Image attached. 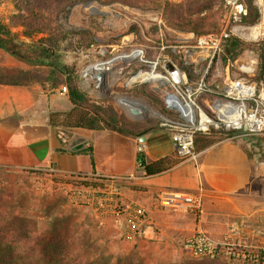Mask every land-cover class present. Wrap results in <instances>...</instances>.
<instances>
[{"label": "crops", "instance_id": "crops-1", "mask_svg": "<svg viewBox=\"0 0 264 264\" xmlns=\"http://www.w3.org/2000/svg\"><path fill=\"white\" fill-rule=\"evenodd\" d=\"M20 63L0 47V68H17ZM45 85L0 84V168L84 180L125 177L116 182L118 203L121 208L131 204L145 208L142 237L124 240L113 215L96 219L87 213L88 220L102 226L97 231L105 241L140 256L152 253L155 262L174 261L183 241L199 231L216 239L244 236V251L264 257V162L254 144L243 138L222 139L199 151L196 160H181L166 171L146 175L136 165L137 145L145 146L147 162L173 156L169 131L158 128L139 138L108 130L60 132L49 124L50 114L72 106L66 94ZM57 95L65 99L57 100ZM199 187L203 202L197 214L158 203L162 193L194 192Z\"/></svg>", "mask_w": 264, "mask_h": 264}, {"label": "built area", "instance_id": "built-area-1", "mask_svg": "<svg viewBox=\"0 0 264 264\" xmlns=\"http://www.w3.org/2000/svg\"><path fill=\"white\" fill-rule=\"evenodd\" d=\"M224 8L226 22L232 25L219 34L169 41L162 33L159 37H145L143 43L129 46L121 42L120 45L96 47L97 58L85 63L79 71L82 89L92 91L99 98L115 94L117 106L132 121L156 120L160 129L170 132L179 160H196L198 152L194 138L197 133H206L211 128L236 131L234 138L244 139L257 133L264 135V94L258 95L255 85L243 77L233 80L232 60L229 57L223 60L230 38L247 37L239 31L244 29L239 22L247 13L246 5L243 0H224ZM96 43L94 38L89 49H93ZM167 64L172 65V71ZM240 70L244 72V69ZM212 71L222 78L219 83L228 87L227 91L218 89L219 83L213 87L210 85L208 77ZM117 84L121 86L119 93L113 89ZM45 88H49L47 83ZM58 89L60 93H67L66 85ZM149 95L158 104L151 103L147 98ZM209 95L213 97L210 100L207 99ZM244 100L252 104L248 106ZM144 150L145 146L139 143L136 148L138 169L147 162ZM123 178L117 175L96 177L94 180L101 187H77L72 197L85 201L98 218L117 217L121 237L130 241L142 237L146 210L140 204L119 206L116 182ZM202 202V187L194 192L158 196L162 207L177 212L197 214ZM182 247L195 258L223 256L235 262L264 264V257L258 254L237 252L242 245L233 235L216 239L199 231L187 237Z\"/></svg>", "mask_w": 264, "mask_h": 264}, {"label": "rangeland", "instance_id": "rangeland-1", "mask_svg": "<svg viewBox=\"0 0 264 264\" xmlns=\"http://www.w3.org/2000/svg\"><path fill=\"white\" fill-rule=\"evenodd\" d=\"M164 1L180 8L184 18L194 17L197 14L205 16L210 12L215 13L219 26L215 31L205 35L219 34L224 28H229L232 25V23L228 24L226 22L224 0ZM243 2L245 4V0ZM28 3H32V0H0V23L6 26V30L14 37L13 40L16 44H19L20 41L34 43L39 37L25 38L22 36L23 29L20 26H12V22L18 21L16 17L19 15L26 17L27 12L25 9L29 8L27 7ZM254 3L261 14L260 21L255 25L246 26L240 20L239 23L244 29L239 31L246 34L247 37L244 39L238 38L242 45L236 48L231 56L233 62L231 78L234 80L243 77L249 83H253L256 93L261 95L264 94V85L256 80V74L259 66L258 56L261 50L264 49V45H257L264 42V0H254ZM197 4L202 7L200 11H198L199 7L197 6L199 5ZM163 10L164 7L159 8L151 4L128 6L118 2L103 4L91 0L78 1L66 6L65 10L58 16V22L62 27L76 32L87 29L86 31L91 32L90 38L92 41L94 38L97 41L91 50L87 48L84 51L74 52L72 47L76 44V39L79 40L80 38H78L79 35L73 34L70 38L71 45H66V48L62 51L64 59H74L75 57L78 59L77 83L80 90L95 104H111L117 113L132 123H142L150 119L132 121L117 106L114 98L115 94H107L99 98L92 91L82 89L79 71L85 63L97 58L95 49L98 46H115L120 45L121 42H124V46H129L143 43L145 37H159L162 33L169 41H186L205 36H197L194 33L173 28L168 24L167 18L163 15ZM131 27L134 30L127 34L128 29ZM75 54H78V56ZM19 61L22 63L18 66L19 68L11 69H30L26 62ZM23 64L24 68H22ZM240 69H244V72ZM214 74L212 71L208 77L212 87L222 80L221 77ZM120 87L117 84L113 89L119 93L121 91ZM262 97L264 103V95ZM211 98L213 97L207 96L208 100ZM56 99L64 100L65 97L57 95ZM244 104L250 106L252 103L244 100ZM244 140L255 145L257 153L264 162V135L250 134ZM83 180L79 177L58 178L46 171L21 172L11 168H0V214L3 218H6V223H9L7 219L9 217V219L11 218L16 224L24 226L27 231L34 235L58 233L59 237L67 239L73 245L74 252L71 253V257L73 256L75 261L84 264H248L244 261H231L223 256L195 258L187 254L183 247H181L175 260L171 262H155L152 253H143L140 256L130 248L120 250L118 243L114 242L113 244L109 239L105 241V238L103 239L98 233L97 227L102 226L96 220H88L87 213L96 218L91 207L85 201L72 197L73 191L77 189L74 186L75 183L77 184ZM238 240L242 247L237 248V252L244 251V236H236V241Z\"/></svg>", "mask_w": 264, "mask_h": 264}, {"label": "trees", "instance_id": "trees-1", "mask_svg": "<svg viewBox=\"0 0 264 264\" xmlns=\"http://www.w3.org/2000/svg\"><path fill=\"white\" fill-rule=\"evenodd\" d=\"M78 1L91 0H32L26 8L27 15L16 17L17 22L12 26H20L23 29L22 36L28 39H37L34 43L20 41L14 43L13 36L6 30V26L0 23V47L6 49L15 58L26 62L30 69H0V84L29 85L37 83L41 87L47 83L50 90H55L63 85L67 87L68 99L71 109L67 112H53L50 114L49 124L58 131L71 129H83L89 131L108 130L120 135L139 138L146 133L158 129L156 120H146L142 123H132L124 116L116 112L111 104H95L78 87V59H64L62 51L66 45L70 46V38L76 34V44L73 51L79 52L89 48L92 43L90 31L87 29L79 32L71 31L62 27L58 22L59 14L66 6ZM103 4L114 2L128 6L140 4H151L156 7H164L163 15L168 24L181 31L194 33L197 36L205 35L215 31L219 24L215 13L205 16L183 17L182 10L164 0H93ZM247 13L241 18L246 26H252L260 21L261 14L254 0H245ZM199 5V4H197ZM199 7L198 11L202 9ZM18 10H20L18 8ZM193 16V15H190ZM134 30L129 28L127 34ZM81 41V42H80ZM242 45L237 38H230L224 51L223 60L229 57L232 60L233 52ZM257 45H264L260 42ZM78 56V54H75ZM258 71L256 80L264 85V49L258 56ZM191 80V77L189 76ZM151 103L157 101L150 95L147 96ZM236 131L214 130L206 133H197L194 142L197 152L211 146L212 144L226 138H231ZM176 154L153 162L143 164L142 170L146 175H155L166 171L180 162ZM75 187L99 188L101 184L89 179L75 183ZM0 214V264H84L75 261L71 253L74 252L73 245L59 234L34 235L27 231L24 226L16 224L11 218ZM8 222V221H7ZM6 224V225H4ZM248 264H260V262L247 261Z\"/></svg>", "mask_w": 264, "mask_h": 264}, {"label": "water", "instance_id": "water-1", "mask_svg": "<svg viewBox=\"0 0 264 264\" xmlns=\"http://www.w3.org/2000/svg\"><path fill=\"white\" fill-rule=\"evenodd\" d=\"M170 71H172V65L171 64H167L166 66ZM217 88L220 89V90H223V91H227L228 90V87H224L222 83H219L217 85ZM135 112V111H133Z\"/></svg>", "mask_w": 264, "mask_h": 264}, {"label": "bare ground", "instance_id": "bare-ground-1", "mask_svg": "<svg viewBox=\"0 0 264 264\" xmlns=\"http://www.w3.org/2000/svg\"><path fill=\"white\" fill-rule=\"evenodd\" d=\"M263 17H264V4H263ZM232 108L236 109L237 107H233V106H232ZM244 109H245V106H244ZM246 118H248V115H246ZM245 120H246V119L244 118V123H245Z\"/></svg>", "mask_w": 264, "mask_h": 264}]
</instances>
